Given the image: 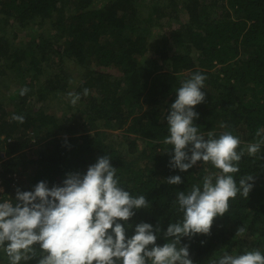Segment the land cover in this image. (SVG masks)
Here are the masks:
<instances>
[{
	"label": "trees",
	"instance_id": "obj_1",
	"mask_svg": "<svg viewBox=\"0 0 264 264\" xmlns=\"http://www.w3.org/2000/svg\"><path fill=\"white\" fill-rule=\"evenodd\" d=\"M44 26L39 34L33 30ZM22 32L29 41L17 44ZM65 62L78 65L76 76ZM196 73L206 80L194 126L205 138L209 131L239 136L238 151L245 154L234 179L238 184L253 175L254 181L247 199L238 194L214 219L209 235L183 237L181 246H188L193 264L246 250L264 254V145L255 156L246 151L264 129V0H0V83L9 76L20 86L8 97L0 90V174L8 191L14 190L8 174H17L22 192L42 181L62 186L68 173L84 175L106 154L120 187L149 203L133 210L127 238L148 223L154 232L159 228L156 245L163 246L169 225L183 219L177 193L202 188L206 175L219 172L203 161L186 172L173 168V146L163 142L176 92ZM23 87L29 92L21 97ZM69 92L81 95L67 105L68 113L76 111L50 114L45 102L66 104ZM14 114L24 122L12 120ZM42 143V150L31 151ZM174 176L182 182L169 184ZM241 227L246 231L237 235ZM36 247L37 257L20 264H38ZM0 264H9L2 249Z\"/></svg>",
	"mask_w": 264,
	"mask_h": 264
},
{
	"label": "clouds",
	"instance_id": "obj_2",
	"mask_svg": "<svg viewBox=\"0 0 264 264\" xmlns=\"http://www.w3.org/2000/svg\"><path fill=\"white\" fill-rule=\"evenodd\" d=\"M205 80V75L196 73L179 87L166 118L169 135L163 142L173 146V168L186 172L203 161L219 172L206 175L202 188L194 184L187 193H177L176 203L183 219L169 225L164 234L167 243L156 245L159 228L154 232L148 223L137 225L135 234L127 238L125 224L135 215L133 210L149 208V203L144 195L133 196L120 187L117 169L105 154L89 166L86 174L68 173L62 186L49 188L42 181L33 191L17 189L15 202L9 197L0 201V249L9 264L36 258V246L41 252L38 264H193L188 246H181V239L209 235L214 219L228 212L230 200L238 194L247 199L254 181L253 175L241 177L238 184L234 179L245 154L244 150L238 151L242 143L239 136L225 131L217 138L209 131L205 138L193 124L198 118L193 109L205 99L201 91ZM28 92L23 87L19 95ZM88 94L85 88L83 95ZM68 96L73 105L81 99L74 92ZM11 119L23 123L25 117L14 114ZM256 136L260 139L247 145L249 156L257 155L264 145V129H258ZM167 182L178 185L182 181L174 176ZM245 231L241 227L237 235ZM213 264H264V254L258 249L240 255L225 253Z\"/></svg>",
	"mask_w": 264,
	"mask_h": 264
},
{
	"label": "rangeland",
	"instance_id": "obj_3",
	"mask_svg": "<svg viewBox=\"0 0 264 264\" xmlns=\"http://www.w3.org/2000/svg\"><path fill=\"white\" fill-rule=\"evenodd\" d=\"M185 17H186V15H181V19L184 21L185 20ZM167 19V18H166ZM166 19H164V20H161V21H166ZM47 28V26H44V27H41V28H36V29H33V30H35L38 34L39 33H41L42 31L44 32V31H46L45 29ZM158 30V29H157ZM156 30V28L154 29V31H153V33H156L157 34V32H158V34L160 33V30H158L157 31ZM48 31V30H47ZM53 30H51V32L50 31H48V34H47V36L49 35H53L54 34V32H52ZM31 32V31H30ZM157 36V35H156ZM156 38V37H155ZM29 41V33L28 32H22V34H20L19 35V37H18V39H17V41H16V43L17 44H20V43H27ZM58 44H60V42L58 43ZM61 65V64H60ZM63 67H67V69L69 70V72H71V73H73L75 76H76V73H77V71H78V69H79V67H78V65H76V64H73L72 62H65L64 64H63ZM53 68H57V65L56 66H53ZM110 73L111 74H114L115 76H118L119 75V71H115V70H111L110 71ZM4 79H6V78H4ZM0 80H2V79H0ZM20 88V86H19V84L17 83V82H14L13 80H12V78H10L9 76H8V78L4 81L3 80V82L2 83H0V90H2L3 92H4V94L8 97L9 95H11V94H14V93H16L17 92V90ZM5 96V97H6ZM4 100H5V103H6V106H7V108H8V111H10V112H12L13 111V106H12V101L11 100H8L7 98H4ZM46 104V107H48L47 109L49 110L48 112L50 113V114H52V115H56V116H58V117H60V118H62L63 116H65V114L66 113H68V106L67 105H70V106H74L73 104H71V102H70V98L69 99H67V102H66V104L65 103H61L60 102V100H58V98L57 99H51L50 100V98L47 100V102H45ZM76 111V107H72L71 109H70V113L71 112H75ZM64 113V114H63ZM70 113H68V114H70ZM67 114V115H68ZM32 142H34V139H32ZM43 146H45V144H40V145H35V146H32V147H30V149H31V151H40V150H42V148H43ZM130 159H131V157H129V161H130Z\"/></svg>",
	"mask_w": 264,
	"mask_h": 264
},
{
	"label": "built area",
	"instance_id": "obj_4",
	"mask_svg": "<svg viewBox=\"0 0 264 264\" xmlns=\"http://www.w3.org/2000/svg\"><path fill=\"white\" fill-rule=\"evenodd\" d=\"M6 178L10 180L14 190L8 191L5 183V177L0 174V201H2L3 199H7L8 197L14 200V198L16 197V185L19 181L17 174H8Z\"/></svg>",
	"mask_w": 264,
	"mask_h": 264
}]
</instances>
